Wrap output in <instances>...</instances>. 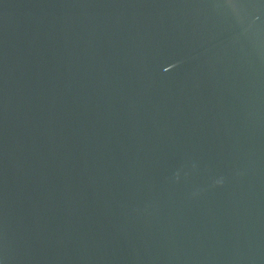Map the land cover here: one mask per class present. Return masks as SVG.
<instances>
[{"label": "water", "instance_id": "1", "mask_svg": "<svg viewBox=\"0 0 264 264\" xmlns=\"http://www.w3.org/2000/svg\"><path fill=\"white\" fill-rule=\"evenodd\" d=\"M0 264H264V0H0Z\"/></svg>", "mask_w": 264, "mask_h": 264}]
</instances>
